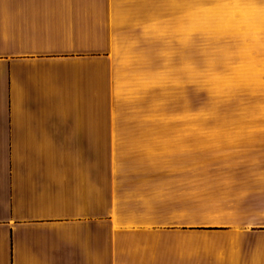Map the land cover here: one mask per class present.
Here are the masks:
<instances>
[{"label": "crops", "instance_id": "1", "mask_svg": "<svg viewBox=\"0 0 264 264\" xmlns=\"http://www.w3.org/2000/svg\"><path fill=\"white\" fill-rule=\"evenodd\" d=\"M198 26L199 0H0V264H264V116L168 114Z\"/></svg>", "mask_w": 264, "mask_h": 264}, {"label": "rangeland", "instance_id": "2", "mask_svg": "<svg viewBox=\"0 0 264 264\" xmlns=\"http://www.w3.org/2000/svg\"><path fill=\"white\" fill-rule=\"evenodd\" d=\"M257 1L199 0L194 60L185 55L190 68L188 73L185 65L176 93L181 106L169 107L168 114L198 117L200 131L217 130L223 125L213 122L223 119L264 116V22H257ZM191 35L185 31V41Z\"/></svg>", "mask_w": 264, "mask_h": 264}]
</instances>
